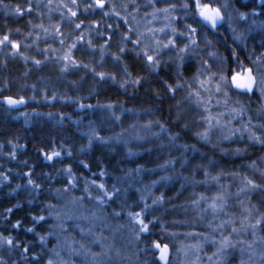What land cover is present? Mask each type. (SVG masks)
<instances>
[{"label": "trees", "instance_id": "16d2710c", "mask_svg": "<svg viewBox=\"0 0 264 264\" xmlns=\"http://www.w3.org/2000/svg\"><path fill=\"white\" fill-rule=\"evenodd\" d=\"M226 1L239 12L260 11V19L264 21V5L257 0ZM86 2L91 3L90 0ZM202 2H211L212 6L220 4L218 0ZM28 3L29 0H3L0 5V35L11 30V39L21 43L22 53L13 56L10 47H0V172L8 176V180L0 184V235L11 236L14 243L21 244L20 248L0 245V258L7 264H47L49 259L56 261L60 256L67 259L71 251L78 249V241L66 238V242L71 244L70 249L62 251L57 237L64 231L60 230V225L67 226L72 220L69 212H79L78 203L83 207L91 206L93 199L102 195L103 191L89 183V198L84 192L86 181L103 183L107 191L113 192L105 212L108 216H112V209H120L122 215L128 208L143 210L144 220L147 223L152 221L149 232L141 235L145 245L157 241L173 247V233L183 232L186 224L193 223L190 218L193 216L190 212L192 201L199 200L201 196L208 198L201 182L203 168L211 177L217 171L229 175L247 173L253 161L261 167L264 145L260 143H249L240 154H234L231 145L214 142V134L208 140L198 137L196 133L202 130L203 116L193 99L188 98V85L178 89L173 96L166 90L165 82L177 83V73H180V79L190 81L194 90L196 80L193 78L199 61L206 60L214 69L216 64L211 61L213 59L206 58L218 51L223 52L227 72L241 70V65L254 68L253 62L262 56L264 50V30L246 32L242 39L244 43H236L225 26L224 31H221L222 26L215 32L204 26L194 15L190 4L187 15L183 11L179 17L189 18V23L198 29L199 47L195 57L180 67L162 63L153 71L146 66L142 56H136L132 51L134 46L127 42L124 64L133 77L143 76L144 83L140 87L121 88V66L112 59V53L118 52L125 33L120 19L114 20L110 13L104 16V12L108 13L106 7L102 11L89 9L85 13V3L78 2V7L75 6L77 17L73 23L83 21V24L80 29L70 24L66 30L64 25L60 27L58 24L61 8L56 5L60 0H51V3L49 0H31V13L22 16L12 14L11 9L16 5L27 7ZM3 5H8V9ZM71 6L68 3V7ZM93 21L99 22L98 30L92 27ZM109 24L113 26L111 29H107ZM58 25L65 35L63 46L60 44L62 37L56 35ZM83 26L91 28L90 36L100 37V40L94 39L90 47L84 39L72 50L73 58L81 65L88 64L96 72L115 74V82L101 80L89 68L82 66H70L65 73L60 71L63 67L62 60L58 59L62 54L60 49L67 50L69 43L81 34L84 38ZM45 28L48 33L44 32ZM16 29L20 30L19 33ZM109 35L112 39L104 45L102 56L100 42L105 43ZM45 49H48L47 53ZM33 60L42 63L37 66ZM6 96L24 97L26 105L21 109H11L2 102ZM80 104L85 107L81 108ZM108 104L113 107H101ZM129 109L131 111H127ZM116 116L120 119L117 120ZM150 121L155 127H159L157 121L164 124L166 135L143 136L144 125ZM93 130L106 142L93 139L89 145V135ZM128 132L133 134V138L128 136ZM173 135H178V138L171 141L169 137ZM138 136L143 137L140 139ZM182 145L189 147L185 149ZM41 150L46 153L59 151L61 155L48 161ZM13 152L15 159L10 155ZM69 152L71 155H68ZM82 161L89 167H83ZM68 167L76 183L75 187L69 186L70 190L64 192L68 180L64 169ZM101 171L105 174L100 175ZM259 174H248V177L260 183L262 177ZM29 179L40 188L28 185ZM114 186L119 189L118 192H114ZM150 186V196L144 195L145 189ZM162 194L163 202L154 205L153 200ZM73 197L83 199L72 203ZM251 201L260 214L264 213V194H252ZM145 204L150 207L144 209ZM199 205V208L202 207ZM9 208L12 209L10 213L6 211ZM40 216L45 219L33 220V217ZM17 221H20V227L13 228ZM27 228L34 230L28 232ZM259 230L264 235V227ZM40 236H44L43 242ZM78 240L89 245V239L79 237ZM25 244L30 249L27 259L21 256Z\"/></svg>", "mask_w": 264, "mask_h": 264}, {"label": "rangeland", "instance_id": "374dc122", "mask_svg": "<svg viewBox=\"0 0 264 264\" xmlns=\"http://www.w3.org/2000/svg\"><path fill=\"white\" fill-rule=\"evenodd\" d=\"M70 1L71 0H69V2H67V0H60V3L56 5L58 8H61V13L64 14L63 17L59 16L58 24L60 27L64 25L63 28L66 30H68L70 24L75 26L73 23L75 19L70 17L67 7L62 6H68V3L71 4ZM78 2H81V0H78ZM168 2H174L177 4V11L173 13V15L179 17V14H183L184 10L179 7L182 0H168ZM218 2L220 3L219 6L217 5L215 7H220L225 17L222 24L223 29L221 31L225 30V26L227 30L231 32L234 42L239 44L244 43L242 39L246 32L259 29L264 30V21L260 19V11L251 9L246 13L245 19H240V12L234 9L228 1L218 0ZM258 2H261V0H258ZM225 5H227V7H225ZM165 6L166 3L163 2L156 5V7L161 8ZM191 6L193 8V13H195L194 0H192ZM71 7L75 10V6L72 5ZM105 7L114 20L120 19L125 33H128L133 40L143 34L141 37L140 48H143L145 45L153 44V34L149 32V29L165 28V33L170 34V30L166 27L170 22L164 19L162 13H158L157 17L153 19L151 15L153 7L149 6V0H106ZM116 13H119V15H116ZM263 13L264 12H262V14ZM229 14H231V20H229ZM125 19L127 20V23H125ZM189 21L190 19L187 17L180 19L179 21H171V26L176 27L178 31H183L185 24H191ZM253 21L256 23L253 24ZM83 28L85 30V32L82 31L85 36L83 40H91L92 43L94 42V39L96 41L100 40V37L95 38V35L90 36L89 32L91 28H85L84 26ZM129 29H132L130 33L128 32ZM60 33L62 34L61 37L65 40L64 32L61 31ZM165 33L157 32L156 36L157 38L166 40L167 35ZM236 36H239L240 38L236 39ZM75 40L76 39H73L72 42ZM184 43L185 39L183 37L177 38V45L179 47H183ZM101 45H105V43L100 42V46ZM65 51L67 50L63 47L60 49V54L62 53L61 57L64 55ZM262 54H264V50ZM210 56L211 57L206 59H213L211 61L216 64V67H213L214 69L211 68V72L218 73L222 69L229 84L233 72H241V70H230L227 72L225 64L226 59L224 58L222 51L215 52L214 56ZM193 57H195V52H190L184 55L183 61H180L177 59V51L172 49L164 50L160 59L162 63L172 64L171 66L175 68L180 67L185 61ZM221 61H223V63H221ZM200 62L201 61H199L196 66L197 68L200 67ZM206 78L207 74L200 77V79ZM197 87L198 84L196 81L194 90ZM205 87L210 88L211 92H206L201 89V95L205 100H207L209 95L212 96L209 104V112L211 115L216 116L218 113L223 112L225 115L221 118V123L227 124V122L231 120V124L228 125V127L232 129H240V131H236L231 135L230 138L224 139V136L227 135L228 128L218 126L213 127L209 136L214 134V142L225 146L231 145L230 149L233 151L232 153L240 154L242 150L246 149L249 143H257L249 139L250 131H254L259 136H264V96L261 95L259 88H254V92L248 94L238 92L234 87H230L228 90V97H225L223 92L218 94L215 93V80ZM192 99L194 103L195 97H192ZM226 99L227 104L224 103ZM246 100H248V102H245ZM217 101H219V103H217ZM195 105L197 104L195 103ZM241 106H243L244 112L233 119L230 114L231 109L233 107L239 108ZM199 111L203 117L209 114L204 111L202 106L199 107ZM213 124H215V121H213ZM246 124L249 125V131H243L244 125ZM201 126L202 132L207 127L204 120ZM154 127L155 124H151L150 127H143L142 135L145 137H155L156 133L158 136L166 135L164 132H161L159 127ZM128 136L133 138V134L129 132ZM138 137L140 139L142 138L140 136ZM236 149H240V151L237 152ZM261 163L262 165L259 168H264V158L261 160ZM205 171H207V169L203 168L202 173H205ZM257 172L256 169L249 168L247 173L234 172L239 174L237 176L223 173V175L219 176L218 180H212L210 176V178H206L204 175L201 182L207 192L206 195L208 198L205 197L206 199L204 200L199 199V204L202 206L200 208L198 207L200 205L193 204V208L190 210L193 215L190 216V218L193 219V223L186 224L187 226H185L183 232L173 233L175 241L173 242L175 244H173V247L168 244L170 251H168L166 262L159 260V250L154 249L151 245H145L142 239L136 241L133 237V230L138 229L139 225L131 220L128 213L141 212V210H132L128 208L123 211L125 215H122L120 209H112V211H110L112 216H108L105 212H107L106 208L107 205H109V201L108 197L103 196V193L93 199L94 201L90 203L91 206L83 207L81 206V203H78L79 212H69V215L72 216V220L67 226L60 225V230L63 229L64 231L63 233L60 232L62 234L60 237H57L62 251L70 249L71 244L66 242V238L78 241V249L71 251V255L68 256L67 259L60 256L59 260L54 261V264H60L61 260L67 262V264H92V257L86 255L85 250L94 253L106 252L107 255L98 256L96 258L100 264H241V261H244V264H261L260 254L264 252V235H262L258 229L255 242L253 243L254 238L252 230L248 229L245 231L241 229V220L247 215V213L243 211L240 201H244L245 205L248 207L255 205L251 201L252 194L241 193L237 195L239 189L243 186L242 178L248 176V174L255 175ZM219 173L221 172L217 171L213 176H217ZM3 181L4 180L0 178V184ZM100 191L102 192L101 189ZM144 192V195L150 196L151 186L149 189H145ZM221 193L225 196L226 206L223 211L213 212L208 206L213 202L212 198ZM97 197H101L104 200V203H98L96 199ZM84 205L87 204L84 203ZM78 209L76 208L75 210L77 211ZM194 211H197V214H193ZM116 212H119L120 215H115L114 213ZM258 215H260V213L255 208V210H253L251 222H254ZM142 218H144V213L142 214ZM228 220H232L233 223H223ZM145 223L147 222L145 221ZM233 227H236L238 231L233 232ZM81 229H84V231L82 232ZM76 233L77 236H75ZM225 236L229 237V239L235 244V247H229L226 252L220 255L218 260V257L215 256L214 253H216L217 249L220 247L219 241ZM79 237L85 240L89 239V245H85L81 240H78ZM239 241H244V243L241 244ZM249 243H252L253 245L251 249L248 248ZM81 244L85 246L84 249L80 248ZM252 251H255L257 255L251 257L250 262L249 258ZM209 257H212V259H209Z\"/></svg>", "mask_w": 264, "mask_h": 264}, {"label": "snow or ice", "instance_id": "6c2138e0", "mask_svg": "<svg viewBox=\"0 0 264 264\" xmlns=\"http://www.w3.org/2000/svg\"><path fill=\"white\" fill-rule=\"evenodd\" d=\"M81 2L85 3L84 12L87 13L89 9L92 10H103L106 6V0H91V3H87L86 0H81ZM166 3L165 7H156L157 4L160 3ZM49 3H51V0H49ZM192 3V0H182V3H180L179 7L184 10L185 15H187L188 11H190V4ZM195 3V13L194 15L198 16L200 21L204 26H210L212 29H216L218 27V24L224 20V14L222 13V9L220 7H213L211 2L203 3L202 0H194ZM3 4V0H0V5ZM71 5L78 7V0H71ZM63 7H68L67 5H62ZM149 6L153 7V12L151 13L153 19L157 17L158 13H162L164 15V19L168 20L170 23L166 25V27L170 30V34L165 33V28L160 29H149V32H151L153 44L152 45H145L143 48H140L141 45V37L143 34L137 37V39L133 40L131 36L128 33H124L121 37V45L118 48V52L112 53V59L114 63H116L118 66H121V72L123 74V79L120 82L121 88H126L127 86H133V87H140L144 83V77L143 76H132V73L129 71L128 66L124 64L123 56L128 51L126 47V43L130 42L134 47L132 51L135 52L136 56L143 57V60L146 63V66L155 71L157 70L161 64L162 61L160 59L161 55L163 54L164 50H172L175 49L177 51V59L180 61H183L184 55L188 53H194L196 48L199 47L198 44V29L197 27H194L192 24H185L183 31H178L176 27L171 26V21H179L180 19H183L184 17H178L176 15H173L177 11V4L174 2H168V0H149ZM5 9H8V5H3ZM227 7V5H225ZM33 10L31 0H29L27 7H22L20 5H16L13 9H11V12L13 15H19L22 16L25 13H31ZM68 12L70 14V17L76 18L77 17V11L73 10L72 7H68ZM63 13H61V16L63 17ZM109 13L104 12V16H108ZM116 15H119V13H116ZM240 19L246 18V13L240 12L239 13ZM229 20H231V14H229ZM125 23H127V20L125 19ZM256 22L253 21V24ZM83 24V21H80L79 23H75V29H80ZM39 27H42L39 26ZM92 27L96 28L97 30L100 27V24L98 21L92 22ZM113 26L111 24L107 25V29H111ZM17 33H19V29L15 30ZM132 29H129L128 32L130 33ZM45 33H48V29H44ZM165 33L167 35V39L163 40L160 38H157L156 33ZM30 35V33H29ZM56 35L60 37L62 34L60 33L59 26L56 27ZM101 36L104 35L103 32L100 33ZM12 31L9 30L8 32L4 33L3 35H0V47H10L11 55H22L20 53L21 43L17 40L11 39ZM183 37L185 39V43L183 44V47H179L177 45V38ZM236 39H239V36L235 37ZM112 36L109 35L108 39L105 41V44H108L109 41H111ZM83 41V34L81 36L77 37L75 41H73L67 51H65L64 55L62 57H58V59L63 61V67L60 69L62 73H65L69 70V67L73 68H89L88 64L81 65L78 63L72 55V50L77 47L79 43ZM88 45L91 47L92 42L89 40ZM208 44H210V41H207ZM60 44L63 46L64 39H60ZM27 47V45H25ZM45 53L48 52V49L44 50ZM52 51H56L53 49ZM104 52V45H101V55L103 56ZM210 55H215V53H210ZM233 56H235V53H233ZM25 60L28 59V57H24ZM47 59V55H46ZM33 62L39 66L42 62L40 60H33ZM223 63V61H221ZM255 65V68H244L243 65H241V72H233L231 76V82L229 84V81L227 77L223 74V70L221 69L218 73L211 72V66L208 64L206 60H201L200 67L197 68L196 75L193 78L197 81L198 87L195 90H192V84L190 81H184L180 79V73H177V83L175 84H169L165 82L166 90L171 93L173 96L175 95L176 91L182 87L185 86V84L188 85L189 91H188V98L195 97V103L198 107L202 106L204 108L205 112H208L209 114L207 116L202 117V119L206 122L207 127L202 132H197L196 135L200 137L201 139L208 140L210 132L213 127H227V135L224 136V139L230 138L231 135H233L236 131H240V129H232L228 127V125L231 124V120L227 122V124L221 123V118L225 115L223 112L218 113L216 116H212L209 112V104L211 102L212 96L209 95L207 100L204 99V97L201 95V89H203L206 92H211L210 88L205 87L206 85H210L212 81L215 80V93H221L223 92V95L225 97H228V90L230 87H234L235 89L241 90L242 92L247 93H253L254 88H259L261 91V95L264 96V54H262L261 57H258L256 61L253 62ZM90 71H93L96 76H98L101 80L105 79H111L113 82L117 80V76L115 74H108L103 71L96 72L94 68H89ZM207 74L206 79H200L201 76H204ZM55 98V95L53 96V99ZM2 102L4 104H7L9 107H13L16 105H21L25 103L24 97L19 98H13L11 96L3 97ZM219 103V101H217ZM225 104H227V99L224 101ZM238 103V102H237ZM81 108H84L85 105L80 104ZM87 107L92 108V105H88ZM101 107H105L108 109H111L113 107L112 104L103 105ZM127 111H131L130 109ZM244 112L243 106L239 108L233 107L231 109V116L234 119L236 116L241 115ZM116 119L119 120L120 117L116 116ZM179 119V116L177 117ZM213 121H215V124H213ZM159 128L161 129V132L166 131L164 124H159L157 121ZM152 122L150 121L148 124L144 125V127H150ZM243 131H249V125H244ZM178 138V135L170 136L169 139L171 141H174ZM93 139L99 140L102 143L106 142L104 137L99 136L95 130L89 135V145H91ZM118 139V137H117ZM249 139L260 143L264 145V136L257 135L254 131L249 132ZM11 143V142H9ZM181 147L187 149L189 145H182ZM237 152L240 151V149H236ZM42 155H44L45 159L48 161H52L54 157H59L61 153L59 151H51L50 153H46L43 150H41ZM11 158L15 159V152L11 153ZM68 155H71V152L68 153ZM83 164V167L88 168L89 165L87 163L81 162ZM249 167L256 169L260 176L262 177V181L260 183H257L256 180L249 178L248 176H244L243 179V186L239 189L237 195L244 193V194H255V193H261L264 194V168H259L257 166V163L255 161L252 162ZM66 173H68V180H67V186L63 189L64 192H68L70 190L69 186L75 187L76 178L72 175V170L70 167L64 169ZM136 171H139L137 169ZM105 173L101 171L100 175H104ZM26 176H29L30 173H25ZM205 177L208 178L210 176V173L208 171H205L204 173ZM223 175V173L217 174V176H211L212 180H218L219 176ZM232 175L237 176L238 173H232ZM0 178L3 180H8V176L4 175L3 173H0ZM161 179H168V177H162ZM89 183L92 185H96L99 189L103 191V196L108 197V199H112L113 192H109L105 189V185L103 183L96 184L95 180H92L90 182H85L84 192L88 193L89 198H91V193L89 192ZM153 183H156L153 181ZM28 185H32L34 188H40V185L35 184L32 179L28 180ZM19 187V185L17 186ZM60 191L59 189L57 190ZM119 189H116L114 186V192H118ZM83 197H73L72 203H76L79 200H82ZM97 202L100 204L104 203V200L101 197H97ZM143 199V197H141ZM206 199L204 196L200 197V200ZM164 200L163 194L153 200V204L162 203ZM200 200H194L192 203L194 205H199ZM212 203L208 206L210 207L213 212L223 211V209L226 206V199L223 193L218 194L212 198ZM240 204L242 206V209L247 215L243 217L241 220V229L247 231L248 229L252 230L253 235V243L255 242L256 238V232L259 228L264 227V213H261L260 215L256 216L254 222H251V217L253 214V210H255L256 206L252 205L251 207H248L245 205L244 201H240ZM51 207V206H50ZM150 206L148 204L144 205V209H148ZM7 212H11L12 209L9 208L6 210ZM115 215H120L119 212L114 213ZM143 210L141 212H129L128 215L131 218L132 221L135 222V224L139 225V228L136 230H133V237L136 241L141 240V234L149 232V224L152 223V221H149L148 223H145L144 218H142ZM95 215V214H94ZM70 218V217H69ZM45 218L43 216L40 217H33V220H44ZM223 223H233L232 220L224 221ZM222 226V225H221ZM13 228H19L20 227V221H17L15 224L12 225ZM163 227V226H162ZM33 228H27L26 231L32 232ZM83 232L84 229H81ZM233 232H237L238 229L236 227L232 228ZM41 242L44 240V236L39 237ZM239 243L243 244L244 241H239ZM7 244L10 248H20L21 244L19 242H15L11 236L4 237L0 235V245ZM220 247L217 249V252L214 253L215 256L219 257L222 253L226 252V250L229 247H235V244L229 239V237L225 236L219 241ZM23 251L21 253L22 258L27 259L26 254L29 253L30 249L27 244L23 245ZM151 247L154 249L159 250V260L160 261H167V255H168V245L164 244L161 245V243L157 241H152ZM253 247L252 243L248 244V248L251 249ZM81 249H84L85 246L83 244L80 245ZM86 255H90L92 257V264H100V262L96 259L98 256L107 255L106 252L102 253H94L89 252L85 250ZM57 256H59V253H56ZM256 252L252 251L250 253V262L251 257L256 256ZM35 259V257H33ZM209 259H212V257H209ZM260 260L261 264H264V252L260 254ZM0 264H7L6 261L3 260V258H0ZM15 264V262H13ZM47 264H54V261L49 259L47 261ZM60 264H67V262L61 260ZM241 264H244V261H241Z\"/></svg>", "mask_w": 264, "mask_h": 264}, {"label": "water", "instance_id": "95a60500", "mask_svg": "<svg viewBox=\"0 0 264 264\" xmlns=\"http://www.w3.org/2000/svg\"><path fill=\"white\" fill-rule=\"evenodd\" d=\"M222 24H223V21L222 22H220L219 24H218V27L216 28V29H212L210 26H206L210 31H212V32H215V31H217L221 26H222ZM235 89V88H234ZM236 91H238V92H241V93H247V92H242L241 90H238V89H235ZM248 94H251V93H248ZM13 98H15V97H13ZM26 105V100H25V103L24 104H21V105H16V106H13V107H9L7 104H6V106H8L9 108H11V109H19V108H21L22 106H25Z\"/></svg>", "mask_w": 264, "mask_h": 264}, {"label": "flooded vegetation", "instance_id": "af4514ba", "mask_svg": "<svg viewBox=\"0 0 264 264\" xmlns=\"http://www.w3.org/2000/svg\"><path fill=\"white\" fill-rule=\"evenodd\" d=\"M257 2H258V0H257ZM259 3L262 4V5H264V0H261V2H259ZM213 7H215V6H213Z\"/></svg>", "mask_w": 264, "mask_h": 264}]
</instances>
